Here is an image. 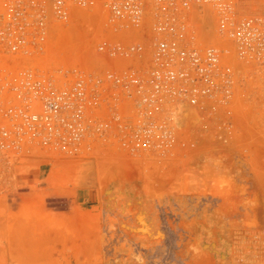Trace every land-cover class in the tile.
I'll list each match as a JSON object with an SVG mask.
<instances>
[{"label": "built area", "instance_id": "built-area-1", "mask_svg": "<svg viewBox=\"0 0 264 264\" xmlns=\"http://www.w3.org/2000/svg\"><path fill=\"white\" fill-rule=\"evenodd\" d=\"M256 0H0V138L78 154L174 149L264 66Z\"/></svg>", "mask_w": 264, "mask_h": 264}, {"label": "rangeland", "instance_id": "rangeland-1", "mask_svg": "<svg viewBox=\"0 0 264 264\" xmlns=\"http://www.w3.org/2000/svg\"><path fill=\"white\" fill-rule=\"evenodd\" d=\"M221 114L166 153L0 138V264H264V66Z\"/></svg>", "mask_w": 264, "mask_h": 264}, {"label": "bare ground", "instance_id": "bare-ground-1", "mask_svg": "<svg viewBox=\"0 0 264 264\" xmlns=\"http://www.w3.org/2000/svg\"><path fill=\"white\" fill-rule=\"evenodd\" d=\"M260 1V0H259ZM263 1V0H262ZM182 118H185V120H187V118H188V120H196L197 118L196 117H194V113H192V112H190V111H188V112H186V113H184L183 114V117ZM142 222H144V221H142ZM140 226V225H139ZM143 229H144V227H143ZM146 229V228H145Z\"/></svg>", "mask_w": 264, "mask_h": 264}]
</instances>
